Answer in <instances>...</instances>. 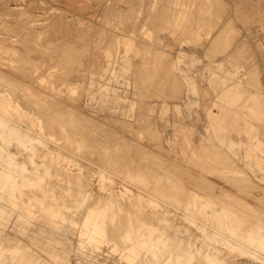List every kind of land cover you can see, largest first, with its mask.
Here are the masks:
<instances>
[{
  "label": "rangeland",
  "instance_id": "rangeland-1",
  "mask_svg": "<svg viewBox=\"0 0 264 264\" xmlns=\"http://www.w3.org/2000/svg\"><path fill=\"white\" fill-rule=\"evenodd\" d=\"M95 2L0 0V264H264L259 70L231 0Z\"/></svg>",
  "mask_w": 264,
  "mask_h": 264
},
{
  "label": "crops",
  "instance_id": "crops-1",
  "mask_svg": "<svg viewBox=\"0 0 264 264\" xmlns=\"http://www.w3.org/2000/svg\"><path fill=\"white\" fill-rule=\"evenodd\" d=\"M54 3L74 12L75 14L80 15H91L96 12L97 5L95 0H52ZM230 18L234 25L240 30L241 34L245 38V42L249 45L248 50V57L250 61L252 62L251 67L247 65V68H258V75L256 76L255 84L257 86V92H253L254 90L252 88L247 89L246 92L253 93L256 95H252V97L255 96L257 99L256 103V114L260 118L261 116H264V110L263 109V103L264 102V53L263 57L259 56L257 50L255 49L256 44H262L263 45V52H264V0H231V11H230ZM255 57V58H254ZM236 58V57H235ZM254 59L257 60L254 64ZM240 61L243 63V59L240 58ZM242 67V66H241ZM226 74L224 77H227ZM249 83V82H248ZM251 83V82H250ZM263 95L261 96V94ZM221 100L224 101V103L235 105L237 103V100H239L238 96L236 95V92L231 89L228 90V92L225 91V93L221 94ZM262 105V106H261ZM249 106V105H248ZM224 107V106H223ZM250 107V106H249ZM222 116L215 117L217 118V123L220 128H218V131L220 133L223 132V129L225 130V134L228 131L227 125H230L232 123H237L238 125L239 121L235 122H229L227 119L225 120V126L224 122L222 120H219L218 118H223L225 114H220ZM246 121V120H245ZM223 126V127H222ZM247 133H250V128L245 129ZM254 136V135H253ZM254 138V137H253ZM261 143L257 144H248L247 145V156L249 157H255L256 156V149L261 148ZM234 144H232L233 146ZM240 146V144H238ZM256 164H259V161H255ZM260 166V165H259ZM262 167V166H260Z\"/></svg>",
  "mask_w": 264,
  "mask_h": 264
},
{
  "label": "bare ground",
  "instance_id": "bare-ground-1",
  "mask_svg": "<svg viewBox=\"0 0 264 264\" xmlns=\"http://www.w3.org/2000/svg\"><path fill=\"white\" fill-rule=\"evenodd\" d=\"M27 5H28V4H27ZM27 8H28V7H27ZM40 9H41V8H40ZM26 10H27V9H26ZM11 11H12V10H11ZM14 12L19 13L20 11H15V10H14ZM14 12H12V13H14ZM173 12H174V11H173ZM6 13H7V12H6ZM9 13H10V12H9ZM163 13H164V12H163ZM7 15H8V14H7ZM14 16H15V13H14ZM16 16H17V14H16ZM40 16H41V15H40ZM55 16H56V15H55ZM39 18H40V17H39ZM41 18H42V17H41ZM56 18H57V17H56ZM36 19H37V17H36ZM42 19H44V18H42ZM33 21H34V20H33ZM39 21H40V19H39ZM27 22H28V21H27ZM28 23H29V22H28ZM57 25H58V24H57ZM52 26H53V25H52ZM65 30H66V29H65ZM65 30H63V31H65ZM57 31H58V30H57ZM63 31H62V33H63ZM60 32H61V31H60ZM3 34H4V33H3ZM56 36H57V35H56ZM10 37H11V36H10ZM23 37H24V36H23ZM35 38H36V37H35ZM51 41H52V40H51ZM67 41H68V40H67ZM75 41H77V40H75ZM3 42H4V41H3ZM22 43H23V42H22ZM6 44H7V43H6ZM77 46H78V45H77ZM39 47H40V46H39ZM66 49H67V47H66ZM76 50H77V49H76ZM78 51H79V50H78ZM78 56H79V55H78ZM52 57H53V56H52ZM69 57H70V56H69ZM61 58H62V57H61ZM75 58H76V57H75ZM70 59H71V58H70ZM59 60H60V59H59ZM15 61H16V60H15ZM68 62H69V60H68ZM80 62H81V61H80ZM64 63H65V62H64ZM53 64H54V62H53ZM66 64H67V63H66ZM27 65H28V64H27ZM37 65H38V64H37ZM62 65H63V64H62ZM67 65H68V64H67ZM23 66H24V65H23ZM17 67H18V66H17ZM26 67H27V66H26ZM52 67H53V66H52ZM30 68H31V67H30ZM48 68H51V67H48ZM66 68H67V67H66ZM81 68H82V67H81ZM27 70H28V69H27ZM30 70H31V69H30ZM77 70H78V68H77ZM41 71H42V70H41ZM61 71H62V69H61ZM22 72H23V71H22ZM31 72H32V71H31ZM19 73H20V72H19ZM67 73H68V72H67ZM28 74H29V73H28ZM60 74H61V73H60ZM69 74H70V73H69ZM79 74H80V73H79ZM5 75H6V73H5ZM71 75H72V74H71ZM71 75H70V76H71ZM6 76H7V75H6ZM38 76H39V75H38ZM21 77H22V76H21ZM54 77H55V76H54ZM71 77H72V76H71ZM59 79H60V78H59ZM28 80H29V79H28ZM54 80H55V79H54ZM25 83H26V82H25ZM54 83H55V82H54ZM55 84H56V83H55ZM72 84H73V83H72ZM54 86H55V85H54ZM57 86H59V85H57ZM16 88H17V87H16ZM51 88H52V87H51ZM31 92H32V91H31ZM33 95H34V94H33ZM18 96H19V94H18ZM12 98H13V97H12ZM19 98H20V97H19ZM12 100H13V99H12ZM14 100H17V99H14ZM19 100H20V99H19ZM19 100H18V103H19ZM55 101H56V100H55ZM14 102H15V101H14ZM20 102H21V101H20ZM45 102H46V101H45ZM18 103H17V104H18ZM49 103H50V102H49ZM28 104H29V103H28ZM26 105H27V104H26ZM51 105H52V104H51ZM64 105H65V104H64ZM21 106H23V105H21ZM59 107H60V106H59ZM65 107H66V106H65ZM31 108H32V107H31ZM51 108H52V106H51ZM51 108H50V109H51ZM63 108H64V107H63ZM29 109H30V108H29ZM45 109H46V108H45ZM55 109H56V108H55ZM30 110H31V109H30ZM53 110H54V109H53ZM60 110H61V109H60ZM63 110H64V109H63ZM28 111H29V110H28ZM67 112H68V111H67ZM28 113H29V112H28ZM39 113H40V112H39ZM41 113H42V112H41ZM46 113H47V112H46ZM49 113H50V112H49ZM69 113H70V112H69ZM37 114H38V113H37ZM59 114H60V113H59ZM59 114H58V115H59ZM62 114H64V113H62ZM54 115H55V114H54ZM36 116H37V115H36ZM42 116H43V115H42ZM48 116H49V115H48ZM48 116H46V117H48ZM50 116H51V115H50ZM0 117H1V116H0ZM53 117H54V116H53ZM42 118H43V117H42ZM44 118H45V116H44ZM44 118H43V119H44ZM59 118H60V117H59ZM53 119H54V118H53ZM2 120H3V119H2ZM7 121H8V120H6V123H7ZM51 121H52V120H51ZM57 121H59V120H57ZM47 122H49V121H47ZM59 122H60V121H59ZM44 123H45V122H44ZM44 123H43V124H44ZM60 124H61V123H60ZM12 125H13V124H12ZM47 125H48V124H47ZM47 125H46V126H47ZM57 125H58V124H57ZM15 126H16V125H15ZM15 126H14V127H15ZM63 126H64V125H63ZM66 126H67V125H66ZM44 127H45V126H44ZM59 127H60V126H59ZM59 127H58V131H59ZM53 128H54V127H53ZM65 128H66V127H65ZM18 129H19V128H18ZM45 129H46V128H45ZM48 129H49V127H48ZM66 129H67V128H66ZM66 129H65V130H66ZM65 132H66V131H65ZM69 132H70V131H69ZM76 132L78 133V131H76ZM22 133H23V132H22ZM45 133H46V132H45ZM48 133H49V132H48ZM54 133H55V132H54ZM23 134H24V133H23ZM30 134H31V133H29V136H30ZM58 134H59V133H58ZM86 135H87V134H86ZM50 136H51V135H50ZM87 136H88V135H87ZM31 137H32V136H31ZM68 137H69V136H68ZM87 138H88V137H87ZM37 139H39V138H37ZM58 139H59V138H58ZM43 140H44V139H43ZM43 140H40V142L43 141ZM33 144H34V143H33ZM47 144H48V143H47ZM43 145H44V143H43ZM45 145H46V143H45ZM66 146H67V145H66ZM50 147H51V146H50ZM55 147H56V146H55ZM57 148H58V147H57ZM50 149H51V148H50ZM65 149H66V148H65ZM68 149H69V148H68ZM47 150H48V149H47ZM66 150H67V149H66ZM71 151H72V150H71ZM71 151H69V152H71ZM50 152H51V151H50ZM61 156H62V155H61ZM47 158H48V157H47ZM103 159H104V158H103ZM101 160H102V159H101ZM101 160H100V162H101ZM106 161H107V160H106ZM45 162H46V161H45ZM45 162H44V163H45ZM91 162H92V161H91ZM101 163H102V162H101ZM45 165H47V164H45ZM0 166H1V165H0ZM36 167H38V166H36ZM44 167H45V166H44ZM47 167H48V166H47ZM49 167H50V166H49ZM39 168H41V167H39ZM39 168L37 169V170H38V173H40ZM78 168H79V167H78ZM3 171H4V170H3ZM56 171H57V170H56ZM38 173H37V174H38ZM52 174H53V173H52ZM52 174H50V175H52ZM38 175H39V174H38ZM55 175H56V174H55ZM59 175H60V174H59ZM188 175H189V174H188ZM42 177H43V175H42ZM69 177H70V176H69ZM72 177H73V176H72ZM108 177H109V176H108ZM191 177H192V176H191ZM195 177H196V176H195ZM198 177H200V176H198ZM26 178H27V177H26ZM40 178H41V177H40ZM51 178H52V177H51ZM196 178H197V177H196ZM202 178H203V177H202ZM236 178H238V177H236ZM236 178H235V179H236ZM21 179H22V178H21ZM74 179H75V178H74ZM233 179H234V178H233ZM235 179H234V180H235ZM238 179H239V178H238ZM238 179H237V180H238ZM27 180H28V179H27ZM34 180H35V177H34ZM45 180H46V179H45ZM188 180H189V179H188ZM188 180H187V181H188ZM31 181H32V180H31ZM31 181H30V183H33V182H31ZM195 181H196V180H195ZM229 181H230V180H229ZM25 182H26V181H25ZM28 182H29V181H28ZM28 182H27V183H28ZM37 182H38V181H37ZM115 182H116V181H115ZM204 182H205V181H204ZM35 183H36V181L34 182V185H35ZM116 183H117V182H116ZM190 183H191V182H190ZM17 184H18V183H17ZM38 184H40V183H38ZM38 184H37V185H38ZM44 184H45V182H44ZM44 184H43V185H44ZM236 184H237V183H236ZM238 184H239V183H238ZM22 185H25V184H22ZM164 185H165V184H164ZM239 185H240V184H239ZM26 186H27V185H26ZM197 186H198V185H197ZM241 186H242V185H241ZM43 187H45V186H43ZM47 187H48V186H47ZM117 187H118V186H117ZM205 187H206V186H205ZM238 187H239V186H238ZM51 188H52V185H51ZM212 188H213V187H212ZM239 188H240V187H239ZM37 189H38V188H37ZM37 189L35 188V190H37ZM43 189H44V188H43ZM43 189H42V190H43ZM64 189H65V188H64ZM73 189H74V188H73ZM2 190H3V189H2ZM46 190H47V189H46ZM65 190H66V189H65ZM30 191H31V189H30ZM47 191H48V190H47ZM72 191H73V190H72ZM180 191H181V190H180ZM186 191H187V190H186ZM37 192H38V191H37ZM37 192H36V193H37ZM22 193H23V192H22ZM24 193H25V192H24ZM31 193H32V192H31ZM41 193H42V191H41ZM25 194H26V193H25ZM38 194H39V193H38ZM73 194H74V193H73ZM139 194H140V193H139ZM94 197H95V196H94ZM198 198H199V197H198ZM131 199H132V198H131ZM150 199H151V198H150ZM196 199H197V198H196ZM103 200H104V199H103ZM105 200H106V199H105ZM192 200H193V199H192ZM192 200H191V201H192ZM162 201H163V200H162ZM23 202H24V201H23ZM100 202H101V201H100ZM100 202H99V203H100ZM159 202H160V201H159ZM193 202H194V201H193ZM246 202H247V201H246ZM102 203H103V202H102ZM102 203H100V204H102ZM111 203H112V202H111ZM161 203H162V202H161ZM98 205H99V204H98ZM102 205H103V204H102ZM162 205H163V204H162ZM189 205H190V204H189ZM194 205L196 206V204H194ZM100 206H101V205H99L98 207L100 208ZM163 206L165 207V205H163ZM163 206H162V207H163ZM211 206H212V205H211ZM58 207H59V206H58ZM71 207H72V206H71ZM71 207H70V208H71ZM77 207H78V206H77ZM96 207H97V206H96ZM107 207H108V206H107ZM99 208H98V209H99ZM121 208H122V207H121ZM197 208H198V207H197ZM75 209H76V208H75ZM110 209H111V208H110ZM161 209H162V208H161ZM163 209H164V208H163ZM188 209H189V208H188ZM194 209H195V208H194ZM23 210H24V209H23ZM56 210H57V209H56ZM106 210H107V209H106ZM119 210H120V209H119ZM78 211H79V210H78ZM98 211H99V210H98ZM113 211H114V210H113ZM161 211H162V210H161ZM189 211H190V210H189ZM96 212H97V211H96ZM105 212H106V211H105ZM120 212H121V211H120ZM126 212H127V211H126ZM27 213H28V212H27ZM166 213H167V212H166ZM110 214H111V212H110ZM115 214H116V213H115ZM143 214H144V213H143ZM155 214H156V213H155ZM119 215H120V214H119ZM124 215H125V214H124ZM130 215H131V214H130ZM31 216H32V215H31ZM107 216H108V215H107ZM144 216H145V215H144ZM201 216H202V215H201ZM95 217H96V216H95ZM132 217H133V216H132ZM202 217H203V216H202ZM97 218H98V216H97ZM119 218H120V217H119ZM122 218H123V217H122ZM140 218H141V217H140ZM223 218H225V217H223ZM30 219H31V218H30ZM92 219H93V218H92ZM95 219H96V218H95ZM129 219H130V218H129ZM134 219H135V218H134ZM197 219H198V218H197ZM197 219H195V220H197ZM200 219H201V218H200ZM240 219H241V218H240ZM103 220L105 221V219H103ZM138 220H139V219H138ZM145 220H146V219H145ZM225 220H226V219H225ZM126 221H127V220H126ZM131 221H132V220H131ZM188 221H189V220H188ZM192 221H194V220H192ZM85 222H88V221H85ZM106 222H108V221H106ZM128 222H129V221H128ZM148 222H149V221H148ZM185 222H186V221H185ZM198 222H199V221H198ZM239 222H240V221H239ZM241 222H242V221H241ZM94 223H95V222H94ZM97 223H98V222H97ZM97 223H96V224H97ZM104 223H105V222H104ZM120 223H121V222H120ZM132 223H133V222H132ZM138 223H139V222H138ZM203 223H204V222H203ZM242 223H243V222H242ZM85 224H86V223H85ZM85 224H84V225H85ZM96 224H95V226H96ZM187 224H188V223H187ZM195 224H196V223H195ZM199 224H200V223H199ZM93 225H94V224H93ZM162 225H163V224H162ZM162 225H161V226H162ZM165 225H166V224H165ZM204 225H205V223H204ZM212 225H213V224H212ZM239 225H240V224H239ZM95 226H93V227H95ZM123 226H124V225H123ZM146 226H147V224H146ZM161 226H160V227H161ZM199 226H200V225H199ZM236 226H237V225H236ZM83 227H84V226H83ZM103 227H104V226H103ZM119 227H120V226H119ZM165 227H166V226H165ZM215 227H216V226H215ZM227 227H229V226H227ZM246 227H247V226H246ZM105 228H106V227H105ZM110 228H111V226H110ZM122 228H123V227H122ZM127 228H128V227H127ZM158 228H159V227H158ZM203 228H204V227H203ZM103 229H104V228H103ZM111 229H112V228H111ZM111 229H110V230H111ZM131 229H132V228H131ZM137 229H138V227H137ZM140 229H141V228H140ZM162 229H163V227H162ZM206 229H208V228H206ZM211 229H212V228H211ZM219 229H220V228H219ZM225 229H226V228H225ZM104 230H105V229H104ZM202 230H203V229H202ZM202 230H201V231H202ZM227 230H228V229H227ZM180 231H182V230H180ZM203 231H204V230H203ZM210 231L213 232L212 230H210ZM214 231H216V228H214ZM204 232H205V231H204ZM207 232H208V231H207ZM223 232H226V230L223 231ZM223 232H221V233H223ZM105 233H107V229H106ZM127 233H128V232H127ZM129 233H131V232H129ZM140 233H141V232H140ZM205 233H206V232H205ZM214 233H215V232H214ZM244 233H245V232H244ZM89 234H90V233H89ZM107 234H108V233H107ZM124 234H125V233H124ZM142 234H143V232H142ZM146 234H147V233H146ZM210 234H211V233H210ZM235 234H236V233H235ZM240 234H241V233H240ZM240 234H239V235H240ZM125 235H126V237H127L128 234H125ZM131 235H133V232H132ZM138 235H139V233H138ZM144 235H145V234H144ZM156 235H157V234H156ZM161 235H162V234H161ZM169 235H171V234H169ZM230 235H231V234H230ZM105 236H106V235H105ZM133 236H135V235H133ZM140 236H141V235H140ZM205 236H206V235H205ZM205 236H204V237H205ZM211 236H212V235H211ZM217 236H218V235H217ZM219 236H221V235H219ZM242 236H243V235H242ZM106 237H107V236H106ZM158 237H159V236H158ZM168 237H169V236H168ZM233 237H234V236H233ZM108 238H109V237H108ZM131 238H132V240H133V237H132V236H131ZM150 238H151V237H150ZM169 238H170V237H169ZM175 238H176V237H175ZM193 238H194V237H193ZM206 238H208V237L206 236ZM209 238H210V237H209ZM211 238H212V237H211ZM223 238H225V236H223ZM226 238H227V237H226ZM226 238H225V239H226ZM235 238H236V237H235ZM14 239H15V238H14ZM144 239H145V238H144ZM144 239H143V240H144ZM152 239H153V238H152ZM152 239H151V240H152ZM154 239H155V238H154ZM170 239H171V238H170ZM176 239H177V238H176ZM218 239H219V237H218ZM218 239H217V240H218ZM229 239H230V237H229ZM130 240H131V239H130ZM160 240H161V239H160ZM171 240H172V239H171ZM190 240H191V239H190ZM206 240H207V239H206ZM213 240H214V239H213ZM213 240H212V241H213ZM215 240H216V239H215ZM219 240H221V239H219ZM233 240H234V239H233ZM156 241H157V240H156ZM183 241H184V240H183ZM187 241H188V239H187ZM209 241H210V240H208V242H209ZM226 241L228 242V238L226 239ZM230 241H232V239H230ZM230 241H229V242H230ZM131 242H133V241H131ZM131 242H130V243H131ZM139 242H141V241H139ZM144 242H145V241H144ZM217 242H218V243H217ZM217 242L215 241V243L219 245V243H220L221 241H220V242L217 241ZM234 242H235V241H233V243H234ZM237 242H238V241H237ZM244 242H245V241H244ZM248 242H249V241H248ZM7 243H8V242H7ZM7 243H6V244H7ZM136 243H138V241H137ZM160 243H161V241H160ZM160 243H159V244H160ZM189 243H191V242H189ZM211 243H212V242H211ZM215 243H214V244H215ZM233 243H232V245L234 246L235 244H233ZM235 243H236V242H235ZM238 243H239V242H238ZM122 244H123V243H122ZM127 244H128V243H127ZM162 244H164V243H162ZM186 244H187V243H186ZM192 244H194L193 241H192ZM201 244H202V243H201ZM247 244H248V243H247ZM250 244H251V243H250ZM262 244H264V243L262 242ZM123 245H124V244H123ZM123 245H121V247H122ZM125 245H126V244H125ZM134 245H135V244H134ZM132 246H133V245H132ZM153 246H154V245H153ZM160 246H161V245H160ZM165 246H166V245H165ZM201 246H203V245H201ZM220 246H221V244L219 245V247H220ZM222 246H223V245H222ZM228 246H229V243H228ZM238 246H239V244H238ZM259 246H260V245H259ZM261 246H262V245H261ZM8 247H9V246H8ZM117 247H118V246H117ZM121 247H120V249H121ZM123 247H125V246H123ZM128 247H129V246H128ZM154 247L156 248V246H154ZM174 247H175V245H174ZM226 247H227V246H226ZM241 247H242V246H241ZM125 248H126V247H125ZM137 248H138V247H137ZM148 248H149V247H148ZM151 248H152V247H151ZM192 248H193V247H192ZM196 248H197V246H196ZM199 248L201 249V247H199ZM235 248H236V247H235ZM242 248H245V247H242ZM263 248H264V247H263ZM138 249H139V248H138ZM138 249H137V250H138ZM149 249H150V248H149ZM183 249H184V248H183ZM200 249H197V250H200ZM202 249H203V247H202ZM202 249H201V250H202ZM121 250H122V249H121ZM156 250H157V248H156ZM242 250H243V249H242ZM122 251H123V250H122ZM142 251H143V250H142ZM151 251H152V253H153V250H151ZM185 251H187V250H185ZM189 251H190V250H189ZM244 251H246V249H245ZM247 251H248V249H247ZM120 252H121V251H120ZM136 252H137V251H136ZM155 252H156V251H154V253H155ZM204 252H206V251H204ZM253 252H254V251H253ZM253 252H252V250H251V253H252V254H254ZM257 253H258V252H257ZM257 253H256V256L259 255V254H257ZM132 254H133V253H132ZM140 255H141V254H140ZM208 255H209V254H208ZM242 256H243V255H242ZM262 256H264V255H262ZM138 257H139V256H138ZM258 257H259V256H258ZM258 257H257V259H258ZM260 257H261V256H260ZM260 257H259V258H260ZM214 258H215V257H214ZM165 259H166V258H165ZM260 259H262L261 261H264V260H263L264 257H262V258H260ZM215 260H216V259H215ZM248 260H249V259H248ZM253 260H254V259H253ZM253 260H252V262H253ZM132 261H133V260H132ZM210 261H211V260H210ZM220 261H222V260H220ZM137 262H138V261H137ZM139 262H140V261H139ZM143 262H144V261H143ZM211 262H212V261H211ZM211 262H210V263H211ZM129 263H130V262H129ZM133 263H134V262H133ZM255 263H256V262H255ZM136 264H137V263H136ZM161 264H162V261H161ZM169 264H170V263H169ZM221 264H223V263H221ZM256 264H257V263H256ZM259 264H260V262H259Z\"/></svg>",
  "mask_w": 264,
  "mask_h": 264
}]
</instances>
